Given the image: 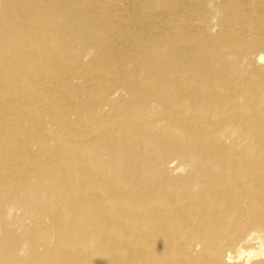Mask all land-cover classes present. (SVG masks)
<instances>
[{
  "label": "rangeland",
  "instance_id": "374dc122",
  "mask_svg": "<svg viewBox=\"0 0 264 264\" xmlns=\"http://www.w3.org/2000/svg\"><path fill=\"white\" fill-rule=\"evenodd\" d=\"M262 121L264 0H0V264H264Z\"/></svg>",
  "mask_w": 264,
  "mask_h": 264
},
{
  "label": "bare ground",
  "instance_id": "6f19581e",
  "mask_svg": "<svg viewBox=\"0 0 264 264\" xmlns=\"http://www.w3.org/2000/svg\"><path fill=\"white\" fill-rule=\"evenodd\" d=\"M9 1H10V6H11V8H12V0H8V2H9ZM21 12L24 13V10L21 9ZM179 45H182L183 48H184V47L188 46V43H187L186 40H184V41H183V40H180V41H179ZM19 56H20V55L17 54V58H18ZM15 58H16V57H15ZM15 58H13L12 61H14L15 65H16V64H17V62H16V61H17V58H16V59H15ZM259 58L262 59L263 56L259 55ZM4 59H5V58H4ZM14 59H15V60H14ZM5 60H6V59H5ZM49 70H52V68H49ZM259 124H261L262 126H264V121L259 122ZM129 137H130V135H126V136H124V138H129ZM228 176H229V175L227 174V176H224V177H218V178H217L218 180L215 179V180H217V181H216L215 185L211 188L210 195H208L209 197L199 200L197 206H194V205H193V202H191L189 208L187 209V213L192 214L191 212H192L193 210H201V209L205 208V206L213 207V206H209V204L212 203V202L219 201V199H222V200L228 201V200H229V197H231L232 195H234L233 192L230 193V187H226V185H225V183H224V179H226ZM215 180H214V181H215ZM214 181H213V182H214ZM155 193H160V192H155ZM165 195L167 196V198H168L170 201H172L173 198H174V192H169V193H167V194H165ZM231 198H232V197H231ZM184 199H185V197H184ZM149 208H150V206H146V207H144V210H145V211H148ZM159 213H160V211L158 210V212H157V216H158ZM187 220L189 221V220H190V217H188ZM120 221H121V220H120ZM156 221H157V223H158V226L160 227V226L162 225V220H161L160 218H158ZM147 223H148V222H147ZM145 226H146V225H145ZM145 226H144V227H145ZM158 226H157L155 223L152 224V227L155 228V229H157V233H158L161 237L164 238V235H163V234H166V237H167V235L170 236V234H168L169 227H167V228H165V229H164V228H163V229H159ZM144 227H142V228H144ZM142 231L144 232V229H143ZM146 242H147L146 240H143L142 244H143L144 246L148 245ZM243 243H245V242H243ZM261 254L263 255V253H261ZM241 256H242V253H239V254H237V255L234 256V257L231 256V255H229V254H227V255H225V256L223 257L222 263H224V264H230V263L233 262L234 259L237 260V261H239V260L241 259ZM248 256H249V255H248Z\"/></svg>",
  "mask_w": 264,
  "mask_h": 264
}]
</instances>
